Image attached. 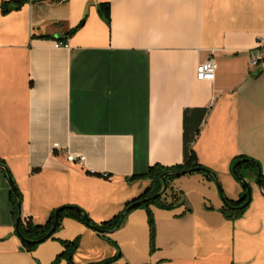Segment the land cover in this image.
Here are the masks:
<instances>
[{"label": "crops", "instance_id": "1", "mask_svg": "<svg viewBox=\"0 0 264 264\" xmlns=\"http://www.w3.org/2000/svg\"><path fill=\"white\" fill-rule=\"evenodd\" d=\"M25 1L0 10V161L23 217L45 225L77 206L108 222L150 187L140 178L150 167L181 165L189 150L231 201L244 192L232 173L237 158L264 171V61L250 64L264 39V0ZM211 59L215 80L199 81ZM70 154L84 164L69 163ZM246 180L252 201L236 220L223 212L216 181L194 174L172 184L177 208L136 209L108 235L65 217L30 253L0 169V264H53L62 242L75 240L74 264H264V195L254 175Z\"/></svg>", "mask_w": 264, "mask_h": 264}, {"label": "trees", "instance_id": "2", "mask_svg": "<svg viewBox=\"0 0 264 264\" xmlns=\"http://www.w3.org/2000/svg\"><path fill=\"white\" fill-rule=\"evenodd\" d=\"M25 0H12L4 2L0 6V10L3 14H7L16 10H19L24 4ZM101 12L104 14L107 20H110V6L109 4H101L100 6ZM110 22V21H108ZM0 165L7 167L3 162L0 161ZM233 169L236 170L237 175L234 174ZM6 173V171H4ZM232 173L233 176L240 182L243 187V194L238 201H231L228 200L223 193L222 187L219 189L221 197L224 202L223 212L227 216V218L231 220H236L244 215L247 208L250 206L252 201V189L251 185L245 186L240 178L245 179L248 175H254L257 179L261 181V188L264 192V171L261 165L249 158L246 157H239L235 160L232 165ZM168 174L166 177V181L168 183V191L160 196L156 197L163 189L164 184L162 181V177ZM200 174L205 176L208 179L215 180V177L218 175L213 172L211 169L201 165L198 161V158L194 152V150H189L187 152L185 161L181 165H177L174 167H164L161 165H155L150 167L149 170L145 175L140 178L147 179L150 182V187L139 197L136 199L128 202L124 208V210L117 215L112 220L102 223L100 225L95 224L87 212L77 206H65L62 209V212L59 217V224L56 229L55 234L61 228L62 221L65 217L73 218L83 224H85L90 229L100 233L99 231L110 232L114 231L117 228H121L125 222L127 217L131 212L139 208H146L149 209L150 206L156 205L162 209H174L181 205L180 195L174 190L172 184L175 180L189 175ZM17 186V185H16ZM11 200L14 207V218L15 222L18 217V204L22 202V194L20 193L17 187V194L13 191L11 193ZM58 210V209H57ZM52 214L51 218L45 225H37L35 224L31 218H25L22 216L20 221V232L22 234V241L23 246L28 252H33L39 245L43 244L40 241L46 237L50 231L52 230L54 223H55V213ZM150 224H151V234L152 240L154 239V223L151 214L149 213ZM54 234V235H55ZM102 234V233H100ZM54 235L51 237L53 238ZM105 235V234H102ZM50 238V239H51ZM64 251L62 254L57 258V260L53 264H59L61 260L66 259L69 264H74L73 258L78 250L79 247V240H75L72 242H62ZM112 259L110 261H106L99 264H114L117 261Z\"/></svg>", "mask_w": 264, "mask_h": 264}, {"label": "built area", "instance_id": "3", "mask_svg": "<svg viewBox=\"0 0 264 264\" xmlns=\"http://www.w3.org/2000/svg\"><path fill=\"white\" fill-rule=\"evenodd\" d=\"M56 48H69L68 42H57L55 44ZM264 61V39L261 42L260 47L255 50L250 59V64L252 68L259 67ZM217 64L211 59L201 64L197 69V79L199 81H207L213 82L215 80L216 72H217ZM55 148H58V145H55ZM69 163H78L79 165H83L85 162V157L82 155L70 154L67 158ZM108 175H104V178H107Z\"/></svg>", "mask_w": 264, "mask_h": 264}, {"label": "water", "instance_id": "4", "mask_svg": "<svg viewBox=\"0 0 264 264\" xmlns=\"http://www.w3.org/2000/svg\"><path fill=\"white\" fill-rule=\"evenodd\" d=\"M0 169H3L4 171H6V175H7V178L9 179L10 184H11L12 191H13L15 194H17V186H16L15 181L13 180V177H12V175H11V173H10V170H9L7 167L2 166V165H0ZM233 172H234L235 175H237L235 169H233ZM167 175H168V174H165V175L162 177V181H163L164 187H163L162 191H161L156 197H160V196L164 195V194L168 191V183H167V181H166V177H167ZM240 180H241V182H242L245 186H249V182H248L247 180L242 179V178H240ZM215 181H216V184H217L218 188L220 189V188H221V184H220V182H219V178H218V177H215ZM257 183H258V186H259L260 190L262 191V193H263V195H264V192H263V190H262V188H261V181H260V179H258ZM61 212H62V209H58V210L56 211V213H55V223H54V226H53L52 230L50 231V233H49L46 237H44V238L40 241V243H44V242H46L47 240H49V239L55 234L56 229H57L58 224H59V217H60ZM22 216H23V205H22V202H20V203L18 204V217H17V219H16V224H15L17 235H18L20 238H22V234H21V232H20V221H21ZM118 229H119V228H117L116 230H118ZM116 230H114V231H116ZM114 231L105 232V231L100 230L99 232L102 233V234H105V235L107 234V235H108V234H111V233L114 232Z\"/></svg>", "mask_w": 264, "mask_h": 264}]
</instances>
